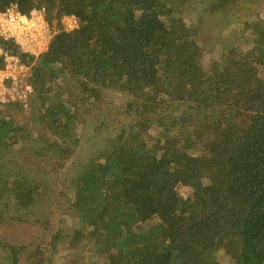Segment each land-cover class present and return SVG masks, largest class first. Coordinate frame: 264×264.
<instances>
[{
    "label": "trees",
    "instance_id": "trees-1",
    "mask_svg": "<svg viewBox=\"0 0 264 264\" xmlns=\"http://www.w3.org/2000/svg\"><path fill=\"white\" fill-rule=\"evenodd\" d=\"M258 3L0 0L44 7L59 28L37 58L20 53L28 105L0 103V225L39 228L27 243L0 238L1 264L264 261Z\"/></svg>",
    "mask_w": 264,
    "mask_h": 264
},
{
    "label": "built area",
    "instance_id": "built-area-1",
    "mask_svg": "<svg viewBox=\"0 0 264 264\" xmlns=\"http://www.w3.org/2000/svg\"><path fill=\"white\" fill-rule=\"evenodd\" d=\"M61 22L66 30L79 27L75 15H65ZM58 32L57 25L47 18L44 7H34L22 12L17 4L0 9V39L11 41L18 52H11L0 43V103L19 101L28 105L32 84V63L24 61L20 53L37 58L49 49Z\"/></svg>",
    "mask_w": 264,
    "mask_h": 264
},
{
    "label": "rangeland",
    "instance_id": "rangeland-1",
    "mask_svg": "<svg viewBox=\"0 0 264 264\" xmlns=\"http://www.w3.org/2000/svg\"><path fill=\"white\" fill-rule=\"evenodd\" d=\"M260 0H250V3H258ZM262 1V0H261ZM246 3V2H245ZM256 10L260 11L262 13V15L264 16V3L260 4L258 3L256 6ZM192 12L190 11H184V17L186 18L187 14H190ZM193 19L192 18H188L186 19V22L188 25H194L193 24ZM54 24L57 25V29L59 31L58 28V24L57 21H54ZM207 25L206 23L203 26V31L201 32V36L199 40H202L204 38V40H206V43H210L212 41L211 35L209 30L207 29ZM206 30V31H205ZM200 33V32H199ZM215 38V36H214ZM219 43V42H217ZM206 46V45H205ZM214 54V53H213ZM212 55L210 54H205V65L207 67H209L212 63L211 59H212ZM92 151H96L98 150L97 148H89ZM87 150V147H85L83 149V151L81 152L84 153ZM62 184V183H61ZM64 185H69V183L67 181H65ZM54 186V184H53ZM178 191L179 193L183 196V197H191L193 195V189L190 186H185V185H178ZM51 194V192H50ZM39 231V228L33 224V223H22V222H18V221H9V222H4L0 225V238H5L9 241H13L16 243H27L28 241H32L35 234ZM1 255L2 252L0 251V264L2 262L1 260ZM217 260L219 262H221L222 264H231V259L230 257L223 251L220 250L217 252L216 254Z\"/></svg>",
    "mask_w": 264,
    "mask_h": 264
},
{
    "label": "water",
    "instance_id": "water-1",
    "mask_svg": "<svg viewBox=\"0 0 264 264\" xmlns=\"http://www.w3.org/2000/svg\"><path fill=\"white\" fill-rule=\"evenodd\" d=\"M261 264H264V261Z\"/></svg>",
    "mask_w": 264,
    "mask_h": 264
}]
</instances>
